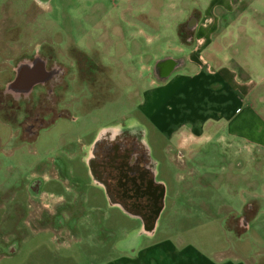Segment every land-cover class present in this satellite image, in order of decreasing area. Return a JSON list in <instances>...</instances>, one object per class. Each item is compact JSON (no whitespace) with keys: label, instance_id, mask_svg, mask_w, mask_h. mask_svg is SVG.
<instances>
[{"label":"rangeland","instance_id":"rangeland-1","mask_svg":"<svg viewBox=\"0 0 264 264\" xmlns=\"http://www.w3.org/2000/svg\"><path fill=\"white\" fill-rule=\"evenodd\" d=\"M36 50L64 67L83 53L113 80L100 106L49 115L29 136L34 109L5 89ZM216 51L239 75L264 64V0H0V264H264V209L246 207L264 204V155L226 147L216 111L213 130L180 158L183 125L194 122L184 109L224 90L184 88L175 77L185 69L162 82L155 72L170 57L214 64ZM105 142L131 145V165L163 188L152 229L109 195L94 165Z\"/></svg>","mask_w":264,"mask_h":264},{"label":"flooded vegetation","instance_id":"flooded-vegetation-1","mask_svg":"<svg viewBox=\"0 0 264 264\" xmlns=\"http://www.w3.org/2000/svg\"><path fill=\"white\" fill-rule=\"evenodd\" d=\"M198 20L196 15L191 17L185 33H193L197 27L193 25H198ZM182 33L180 30L181 40ZM180 62L170 57L158 63L155 68L157 78L162 82L163 75ZM24 63L23 68L17 71L18 66ZM14 70V78L7 84L11 88L6 87L5 90L15 98L12 97L14 102L24 103L25 109H34L33 122L23 127L29 136L37 135L38 129L49 121V115L57 118L72 116V111L80 110L89 100L100 106L102 99L104 101L103 92L108 87L106 83L113 80L99 61H92L83 53L64 67L52 55L46 58L40 50H36L32 58L22 59ZM63 101L66 102L65 107L58 110ZM23 106L18 109L22 110ZM125 145L124 142L101 144L96 149L94 165L107 181L109 195L152 229L162 210L164 190L153 183L150 173L142 166L131 165L134 150L131 145Z\"/></svg>","mask_w":264,"mask_h":264},{"label":"crops","instance_id":"crops-1","mask_svg":"<svg viewBox=\"0 0 264 264\" xmlns=\"http://www.w3.org/2000/svg\"><path fill=\"white\" fill-rule=\"evenodd\" d=\"M215 56L214 64L203 61L202 57L194 58V60L183 57L179 65L175 63L171 72L162 77V81H166L175 72L185 69L184 73L190 74L175 77L176 81H182L184 88L194 83V86L199 87L201 90L205 88L206 91H213L216 85L224 90L220 97H216V95L214 97L207 95L194 96L193 103L197 108L193 113L187 112L186 108L184 109L185 117L190 116L189 120L192 119L194 122L185 121L188 124L183 125L186 132L179 143L180 158L184 157L183 153L189 151L193 143L200 141L203 130L214 123L213 118H216V111H220V117L225 122L222 132L225 133L226 147L231 150L246 151L247 155H251L255 150L264 155V64L249 63L246 66L248 72L244 69V72L239 75L235 66L229 63L227 54L223 57L224 55L221 52L216 51ZM185 71H188V73ZM203 73L208 77L218 76V79L216 77H210L211 79L205 77L204 80H198V77H201ZM255 79H258L259 83H256ZM148 104L149 102L145 103L143 107H149ZM146 109L148 111L149 108ZM211 130H213L212 127L209 128V131ZM239 138L242 139L240 142ZM255 201L256 206L247 203V209H264V204L261 201L258 199ZM198 264L250 263L247 260L234 257L220 263H217L216 260H206Z\"/></svg>","mask_w":264,"mask_h":264},{"label":"water","instance_id":"water-1","mask_svg":"<svg viewBox=\"0 0 264 264\" xmlns=\"http://www.w3.org/2000/svg\"><path fill=\"white\" fill-rule=\"evenodd\" d=\"M194 22H196V21H194ZM193 26L196 27L197 24L194 23ZM25 63H28V62H25ZM25 63L19 65L18 68H17V71H19L21 68H23V66L25 65ZM172 68H173V67H172ZM172 68H171V69H170L165 75H163V76L168 75V74L171 72ZM8 88H9V89L11 88V85H10V84L7 86V89H8ZM30 91H31V89H30ZM7 92H8V91H7ZM243 225H244L245 227H247L248 223L245 221V222H243Z\"/></svg>","mask_w":264,"mask_h":264}]
</instances>
